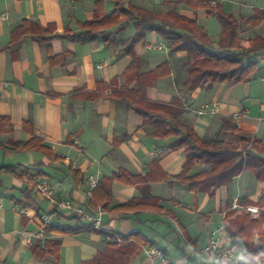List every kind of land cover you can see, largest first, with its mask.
<instances>
[{
  "label": "crops",
  "instance_id": "obj_1",
  "mask_svg": "<svg viewBox=\"0 0 264 264\" xmlns=\"http://www.w3.org/2000/svg\"><path fill=\"white\" fill-rule=\"evenodd\" d=\"M96 1L0 0V14L8 16L0 20V116L9 119V131L0 132V153L3 154L0 165L14 168L12 174H0V264H81L104 250L106 242L115 241L110 235L103 238L96 230L76 234L51 231L50 225H44L39 216L54 209L38 193L36 177H46L54 185L60 183L57 187L60 198L71 199L86 209L95 203L94 211L102 208L94 199L104 201V194L99 189L92 195L93 199L87 195L90 174H97L101 179L125 170L144 177L139 183H133L120 174V179L112 181L111 199L102 208L105 212L100 231L116 235L138 231L154 244L156 241L150 234L159 233L151 226L154 223L169 226L163 221V214L115 208L149 191L160 197V204L173 214L167 217L175 225L177 238L162 236L164 242L170 245L174 239L183 240L185 246L191 243L198 248L208 241L213 227L223 225L228 211L235 208L247 211L250 205L259 210L256 204L264 193V179L258 180L248 169L212 194L194 193L179 183L166 182L165 176L181 172L185 160L183 150L172 146L174 136L163 134L159 128L164 124L162 120L144 124L140 115L117 100L120 91L131 90L136 98L151 102H179L188 107L179 116L180 122L205 140L223 137L218 135L221 118L238 113L241 114L238 127L264 142V116L252 115L251 109L233 96L236 86L248 88L251 81L235 86L219 83L209 89H186L183 84L189 63L187 51L172 52L167 41L155 31H146L143 39L134 42L136 26L132 21L111 27L108 34H101L93 42L79 43L63 38L66 28L78 32L81 23L92 19ZM121 1L129 8L161 14L175 7L179 15L197 22L214 47L221 27L217 33L215 26L214 38L206 23L216 16L208 15L203 5L220 4L224 11L237 18L250 16L254 7L264 8L249 0H215L214 4L211 0H193L197 6L189 5L186 0ZM114 7L115 0H104L106 13ZM25 19L38 21L49 38L38 41L28 36L20 44L8 46L11 32ZM242 26L241 35L264 37L263 24ZM159 41L166 42L167 49L147 47L148 42ZM59 54L66 55L65 63H52L49 57ZM254 54L263 65L264 50ZM133 59L136 68L128 74L130 81L126 82L124 71ZM165 61L169 62L170 74L148 83L151 76L147 72ZM205 104L218 106L217 112L196 113ZM34 138L41 141L39 149H11L12 141ZM225 138L233 139L230 135ZM70 166L79 173L69 172ZM205 168L206 165L197 163L190 173ZM242 198L249 204L240 206L238 200ZM257 215L250 214L252 218ZM73 216L54 212L53 224L74 226ZM29 234H34L30 247L24 243ZM38 240H58L60 247L55 252L45 248V259L39 260L32 250ZM121 240L118 237L116 241L122 244ZM163 248L169 257L168 245ZM139 252L130 264H146ZM177 259L169 257L170 264ZM190 264L195 262L190 259Z\"/></svg>",
  "mask_w": 264,
  "mask_h": 264
},
{
  "label": "trees",
  "instance_id": "obj_2",
  "mask_svg": "<svg viewBox=\"0 0 264 264\" xmlns=\"http://www.w3.org/2000/svg\"><path fill=\"white\" fill-rule=\"evenodd\" d=\"M186 1L189 5H198L193 0ZM203 7L208 15H215L221 24L217 47L210 44L207 33L198 26L195 20L179 15L175 7L161 14L126 7L121 0H115V7L109 13L104 11V0H97L92 19L81 23L78 32H72L66 28L62 37L79 43L93 42L109 28L132 21L136 26L134 42L143 39L146 31H155L167 41L172 52L187 51L189 63L183 84L186 89L194 90L198 87L209 89L219 83L235 86L250 82L263 69L260 61L253 57L252 53L264 50V37L260 35L243 37L241 25L246 24L251 27L264 25V8L255 7L250 16L237 18L232 13L224 11L220 4H216L214 7L205 4ZM28 36H33L38 41L49 38L40 29L38 21L25 19L11 32L12 40L8 46L18 45ZM65 58L66 55L63 54L49 57L52 63L59 61L62 64L65 63ZM135 68L136 62L133 59L124 71L126 82L130 81L128 74ZM170 72L169 62L165 61L154 70L147 72L151 76L148 83L169 75ZM118 96L117 100L131 107L142 117L144 124L161 119L165 128L163 134L174 136L175 140L172 146L183 150L185 160L181 172L174 176H165L166 182L179 183L194 193L208 191L212 194L218 187L230 183L245 169L251 170L258 180L264 179V142L235 125L231 115L221 118L222 123L218 129V135H223V137L205 140L194 129L180 122L179 116L184 111V106L179 102L175 104L151 102L144 98H136L131 90L129 93L120 91ZM3 125L5 127H0V132H8L9 119L0 116V126ZM226 135H231L234 138L229 140L225 138ZM11 145L12 150H35L41 147V141L34 138L24 142L12 141ZM197 163L206 165V168L190 173L192 167ZM13 171L14 168L10 165H0V174H12ZM69 172L79 173L71 166ZM120 174L126 176L133 183H139L144 178L137 174H130L125 170H119L112 173L110 177L98 179L92 195L101 189L104 201L94 200L102 208L110 201L111 183L120 179ZM238 203L242 207L249 204L248 200L243 198L239 199ZM256 205L259 206L257 218H252L244 208H235L228 211L223 220L227 232L233 237L243 236L247 246L253 252L264 247V193ZM89 208L87 210L93 212L96 204H91ZM115 209L150 210L160 216L163 214L164 221L169 220L167 216L173 217V214L160 204V197L150 194L149 191L143 193L142 197L131 199ZM72 218L76 220L74 226L52 224L50 230L59 234H76L80 231L96 230L103 238H106L107 233L93 228L92 223L86 222L76 215ZM109 235L115 241L106 242L104 250L90 259L83 260L81 264H130L131 258L142 245L153 243L138 231L119 235L110 233ZM118 237L122 239V244H118L116 241ZM59 247L60 241L58 240L43 242L38 240L32 246V250L39 260H44L47 254L45 248L49 252L59 249Z\"/></svg>",
  "mask_w": 264,
  "mask_h": 264
},
{
  "label": "built area",
  "instance_id": "obj_3",
  "mask_svg": "<svg viewBox=\"0 0 264 264\" xmlns=\"http://www.w3.org/2000/svg\"><path fill=\"white\" fill-rule=\"evenodd\" d=\"M8 16L6 14H0V20H6ZM147 47L150 49H158V50H164L167 49V45L164 41L159 42H148ZM264 59V58H263ZM102 65L98 64L97 67H100ZM259 78L264 81V67L259 75ZM185 109H188V107L185 106ZM217 111V106H209L207 104L203 105L201 108H199L196 113L203 114V113H211L215 114ZM234 122L236 124H240L241 122V114H235L233 116ZM264 121V117L262 118ZM98 175L97 174H90L87 178L88 180V188L86 190V193L88 196H92L93 189L96 187L98 183ZM35 186L38 191V193L49 202L51 207H54L55 212H64L66 214H74L76 216H79L81 219H83L86 222H90L93 225V228L95 229H101L102 228V219L104 215V210L102 208H98L95 211H89L84 206L75 203L71 199H65L60 198L57 194V187L60 186V183L52 184L51 181L46 177H36L35 178ZM1 203V201H0ZM247 211L250 212L253 216H256L258 213V208L256 206H247ZM252 209H255L256 211H251ZM40 221L44 225H51L53 224V212H42L39 216ZM223 228L222 225H218L212 228L209 234V239L205 243L204 247H208L209 243L211 241H214L218 238V234L220 230ZM224 229V228H223ZM34 234H29L25 239V245L30 247L31 245V237ZM144 257V260L146 264H170V260L166 254V250L163 247H160L156 244H146L142 246V253Z\"/></svg>",
  "mask_w": 264,
  "mask_h": 264
},
{
  "label": "rangeland",
  "instance_id": "obj_4",
  "mask_svg": "<svg viewBox=\"0 0 264 264\" xmlns=\"http://www.w3.org/2000/svg\"><path fill=\"white\" fill-rule=\"evenodd\" d=\"M249 2L255 4L256 6H263L264 7V0H249ZM210 3L214 4L215 0H211ZM201 21L204 22L203 19ZM242 25H241V30L243 29ZM206 26L210 29V32L214 33V34L212 33V35L214 36V38H216V36H215L216 34L214 31L216 29L215 26H217V33L220 31L221 24H220L219 20L216 17H213L212 19H208ZM109 31H110V28L107 31H105L104 33L108 34ZM72 32H75V31H72ZM243 37H245V36H243ZM252 54L256 56V54H254V53H252ZM263 58H264V56H263ZM263 61H264V59H263ZM261 65H262V60H261ZM262 66L264 67V64ZM259 75L260 74H257L256 76H254L252 78L248 88H244L242 85L236 86L234 88L233 96L235 98L241 99V101L243 102L242 104L251 109L252 115H258L259 114L261 116H264V81H261V79L259 78ZM184 109H185V106H184ZM217 110H218V106H217ZM159 120H161V119H159ZM232 121L235 125L238 126V124H236L234 122L233 116H232ZM159 128L161 129V131H164V129H165L163 124H162V126L159 125ZM2 156H3V154L0 153V158H2ZM6 161H9V160H6ZM51 208L55 209L54 207H51ZM54 212H55V210H54ZM54 212H53V214H54ZM167 222H168L169 226L165 225L163 223H156V224L154 223V225H152L151 227H152V229H155L157 231V233H159V234L151 233L150 236L155 239L156 245H158L160 247L168 245V247H169L168 255L170 258H172V259L180 258L181 256L185 255V243H184V241L183 240L177 241L174 239V241L169 245L166 242H164V239H162V236L177 238L176 237L177 233L174 229L175 225L171 222V220H168ZM222 226L225 230L224 225H222ZM108 236H109V234L106 235V237H108ZM152 244H154V243H152ZM142 246H144V245H142ZM142 246L139 249L140 254L142 253ZM166 254H167V252H166ZM174 264H176V263H174Z\"/></svg>",
  "mask_w": 264,
  "mask_h": 264
},
{
  "label": "clouds",
  "instance_id": "obj_5",
  "mask_svg": "<svg viewBox=\"0 0 264 264\" xmlns=\"http://www.w3.org/2000/svg\"><path fill=\"white\" fill-rule=\"evenodd\" d=\"M189 258L195 264H264V247L253 252L243 236L233 237L222 228L218 238L211 241L208 247L198 248L187 243L185 255L178 258L176 264H190Z\"/></svg>",
  "mask_w": 264,
  "mask_h": 264
}]
</instances>
